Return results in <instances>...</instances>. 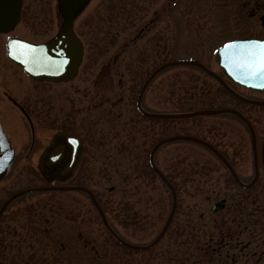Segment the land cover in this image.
<instances>
[{"label":"rangeland","instance_id":"1","mask_svg":"<svg viewBox=\"0 0 264 264\" xmlns=\"http://www.w3.org/2000/svg\"><path fill=\"white\" fill-rule=\"evenodd\" d=\"M21 1L23 23L14 35L45 39L46 29L60 23L58 1ZM244 1L87 0L76 13L74 26L85 28L91 46L85 55L86 71L65 85V110L70 117L83 112L86 119L90 117L86 123L90 124L87 147L91 156L83 163L85 174H79L74 183L94 191L108 222L128 243L149 244L171 209V193L148 162L159 140L176 135L204 139L229 160L243 183L253 178L249 131L236 117L164 119L160 130L159 120L139 116L135 105L146 77L168 62L197 60L224 78L217 65L218 48L233 39L259 36L258 19L249 16L250 6ZM97 29L99 35L94 33ZM95 35L104 48L100 57L116 56L100 92L110 94L114 102L123 96L127 99L123 104L99 107L95 102L99 99L92 96L99 71L93 61L98 58L93 55ZM6 38L0 36L1 80L21 85L13 89H28L30 84L5 55ZM160 81L162 106L157 98ZM228 84L247 97L264 99V93ZM30 88L43 93L51 90L45 84ZM147 92L144 105L160 113L240 109L254 125L259 155L264 107L240 104L200 69L169 67L154 78ZM78 104L84 109L77 114ZM154 161L172 184L177 206L165 235L152 249L135 251L119 244L81 192H44L18 198L1 216L0 264H264L261 166L256 183L243 189L222 162L193 142L168 143L159 148ZM44 184L37 174L24 170L6 174L0 180V207L11 194ZM221 198L226 200L224 208L212 212Z\"/></svg>","mask_w":264,"mask_h":264},{"label":"flooded vegetation","instance_id":"2","mask_svg":"<svg viewBox=\"0 0 264 264\" xmlns=\"http://www.w3.org/2000/svg\"><path fill=\"white\" fill-rule=\"evenodd\" d=\"M12 1L15 2L16 0H12ZM243 4L250 6L248 11L249 16L258 19L260 31L257 32L259 36L256 37L264 38V0H247ZM57 10L59 12V20H60V23L58 24L59 26L57 25L54 27L53 26L48 27L46 29V33L48 34V36L45 39L42 40L38 38L27 39L20 35L19 36L14 35V32L17 30V28H19V24L23 23L21 16L22 7L20 8V6L18 9V19L13 29L8 32H0V36L1 35L7 36L6 41L8 40V38L14 37V38H22L35 43H44V42L51 43L59 35L61 30V25L63 22L64 13L60 5H58ZM71 30L72 33L78 37L79 41L82 44V49H83L82 61L80 63V66L78 67L76 76L71 81L69 82L68 81L67 82L35 81L30 76H28L18 64H16L15 62L11 61L8 58L7 59L9 60V62H11L15 67L18 68V70L15 68V71L17 73L18 72L20 73V74L18 73L20 75V78L21 79L24 78L30 84V87L45 84L49 86L51 90L47 91L46 93H43L41 91H33L31 90L30 87H29L30 89L28 88L29 90L25 88H20L16 90L13 88L20 87L21 85L12 86L8 84L9 85L8 87V85L4 84V82L1 80V73H0V125L12 148V159L9 163L8 170H6L4 174H17L19 172H22L23 170L27 174H37L44 181L45 184L43 186H36V187L80 185L77 183L75 184L74 179L78 177L79 174H85L83 163L86 162L87 159L91 156L88 155V147H87V140L90 139L89 135L91 132L90 124L86 123L90 120V117L86 119L84 116V112L83 114H78L81 108L84 109L83 107L79 106V104L77 108L78 115L76 116L74 115V117H72L73 115H71L72 118L70 117V113L67 112V110H65L66 109L65 105H67L65 101L68 96V91L65 85L73 82L79 77V75H82V73L86 71L84 60H85L86 52L88 51V48L91 46V41L89 42L88 40L90 37L87 36L86 33L87 31L85 30L84 27L81 26L75 28L73 24ZM35 31L39 32L38 29H36ZM94 33L99 35V29L95 30ZM97 35L92 37V40L94 42L92 46L94 51L93 55L98 57V58H94L93 61L99 71H98V75L95 76L94 79V88H96V91H93L92 96L94 99L98 98L99 100H101V101L99 100L95 101L96 104L98 102L99 107L103 106L106 103L112 105L123 104V101L127 100L124 99L123 96H120L118 98V101L114 102L111 101L110 94H107L105 92H100L101 85L106 82L107 78H110L108 75L115 67L112 65V62L116 61V56L114 55V57L111 59V54L109 53L110 57L108 59L104 57L103 58L100 57L99 52H101V49L104 48H102L101 46L99 39L100 36ZM5 51H6V42H5ZM111 81L112 79H110V82ZM150 84L143 93L140 105L141 108L146 112H155L151 108L145 106L143 103V100L145 99V95L149 92V91L147 92V90L150 87ZM5 85H7V88H5ZM238 87L246 89L241 86ZM8 88L11 90H8ZM246 90L253 91L258 95L264 93V90L263 91L250 90V89H246ZM138 94L135 105L139 116L148 120H159L160 122L158 121L157 124L158 129L160 130L163 129V124H164L163 119L161 118L155 119L144 116L138 110V106H137ZM240 95L246 99H254L255 101H264V99H260V96H257V98L256 97L250 98L245 96L244 94H240ZM157 98H158V103L160 102V105L162 106L164 102L162 81H160V83L158 84ZM102 99H104V101H102ZM238 101L240 102V104H244V105L249 104L242 100H238ZM258 107H263V106H258ZM238 110L249 121H251L245 115L244 112L240 111V109ZM42 114L45 115L42 116ZM43 121L44 124H42ZM239 121H241L245 125V123L242 120ZM23 128H25L26 130L25 132ZM87 130L90 132H88ZM65 133L73 134L80 140L79 146L78 145L76 146L77 150L74 149L72 143L69 142L68 136ZM256 149H257V141H256ZM260 150H259V154H260ZM150 152L148 155V160L150 158ZM156 152L154 153V156ZM74 154H75V160L73 162L74 170L69 171L67 170L68 168L67 166L71 161H73L72 158ZM258 157L260 159V155ZM49 162L51 163L49 164ZM21 191L23 190H19L11 194L10 196L17 194ZM90 191L92 192L93 196L97 199L94 191L91 189ZM44 192H81L84 197L86 196L90 200L88 194L82 191H38V192L23 194L16 197L13 201H11L7 205V207L4 209V212L8 208V206L14 201H16L18 198L28 195L38 194V193H44ZM4 212L0 215V218L4 214Z\"/></svg>","mask_w":264,"mask_h":264},{"label":"water","instance_id":"3","mask_svg":"<svg viewBox=\"0 0 264 264\" xmlns=\"http://www.w3.org/2000/svg\"><path fill=\"white\" fill-rule=\"evenodd\" d=\"M87 0H58L59 5L64 13L63 16V22L61 25V30L57 38L51 42V43H34L30 42L21 38H8L6 42V54L7 57L22 67V69L25 71V73L30 76L32 79L36 81H52V82H67L72 80L78 70V67L80 65L81 59H82V44L78 40V38L72 33L71 30V22L74 19L76 13L79 11V9L82 7V5ZM19 2L20 0H16L13 2L12 0H0V32H8L13 29L17 19H18V9H19ZM21 41L23 42V45H19L16 42ZM240 42V41H264V39L261 38H254V37H248V38H240L235 39L230 42ZM12 43V52H21L19 56L17 55H10L9 54V44ZM229 43V42H227ZM225 43V44H227ZM224 44V45H225ZM224 45L217 51V58H218V65L222 69L224 75L233 83L238 84L240 86L249 88V89H255V90H264V80L259 78H251L246 77L245 74L239 70H237L232 61L228 59L226 56V52L228 51L225 49ZM29 46V47H24ZM29 48L35 49V56L38 58L36 60H33L32 54L29 51ZM178 65H188V66H194L200 69L202 72H204L206 75L210 76L214 80H216L228 93H230L233 97H235L238 100L245 101L250 104L254 105H261L264 106V101H255L243 98L242 96L238 95L234 90H232L225 82L222 80L220 76H218L213 71L209 70L207 67H205L202 63L195 61V60H177L173 62L165 63L155 70H153L149 76L144 81L141 90L138 95L137 99V106L138 110L147 117L150 118H161V119H181V118H191L196 116H208V115H217L222 113H230L238 118H240L248 127L250 136H251V143H252V154H253V168H254V176L252 180L244 184L240 181L237 174L235 173L234 169L230 165V163L226 160L224 156H222L212 145L207 143L206 141H203L201 139L191 137V136H173L170 138H166L158 142L152 149L150 153V166L153 169V171L156 173V175L159 177V179L165 184V186L170 190L171 197H172V204L171 209L168 214V217L160 230L159 234L156 236V238L148 245L146 246H138L133 245L130 243L125 242L122 240L116 233L112 230L110 225L107 222V219L105 217V214L103 210L101 209L98 202L93 197L92 193L89 189L82 187V186H48V187H37V188H31L24 191H21L17 194H14L11 196L8 200L4 202V204L0 208V215L3 213L4 209L7 207V205L14 200L16 197L32 193V192H38V191H82L88 194L90 197V200L96 209L104 227L106 230L110 233V235L120 244L123 246L144 251L151 247H153L155 244L159 242V240L164 235L166 229L170 225V222L173 218L175 208H176V194L165 177V175L155 166L153 162V155L155 151L163 144L173 142V141H189L194 142L197 144H200L204 146L205 148L209 149L226 167V169L229 171L230 175L232 176L233 180L236 182L237 185H239L241 188H249L251 187L258 178V158H257V152H256V141H255V135L254 131L252 129L251 124L236 110L233 109H216V110H198L193 112H186V113H177V114H155V113H146L143 111L140 107V102L142 95L148 86V84L152 81V79L161 71ZM31 69V70H29ZM68 136V140L70 143H72V146L74 149H76V146H79L80 140L70 133H65ZM75 141V142H73ZM77 150V149H76ZM12 159V148L11 145L0 125V179L5 175L6 168L8 164L10 163ZM73 161L69 163L67 166V170L73 171L74 170V160H75V154L72 158ZM51 162H49L50 164ZM261 164L262 168L264 170V141L262 144V150H261ZM66 170V169H65ZM72 175V174H71ZM225 200L220 199L214 205L212 206L211 210L212 212H217L224 208Z\"/></svg>","mask_w":264,"mask_h":264},{"label":"snow or ice","instance_id":"4","mask_svg":"<svg viewBox=\"0 0 264 264\" xmlns=\"http://www.w3.org/2000/svg\"><path fill=\"white\" fill-rule=\"evenodd\" d=\"M16 43L23 45L21 41H17ZM224 47L228 50L226 56L232 61L237 70L243 72L246 77L264 80V41H234L225 44ZM29 51L32 54L33 60L38 59L35 56L34 48H29ZM9 54L19 56L21 52L13 53L12 43L10 42Z\"/></svg>","mask_w":264,"mask_h":264}]
</instances>
